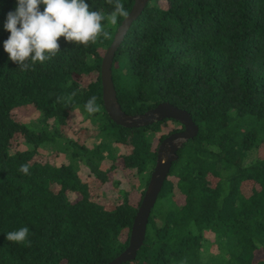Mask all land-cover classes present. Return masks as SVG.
Wrapping results in <instances>:
<instances>
[{"label":"trees","instance_id":"1","mask_svg":"<svg viewBox=\"0 0 264 264\" xmlns=\"http://www.w3.org/2000/svg\"><path fill=\"white\" fill-rule=\"evenodd\" d=\"M134 1L119 0L127 15ZM86 2L109 15L115 0ZM14 7L0 0V264H106L128 246L158 145L183 126L124 127L106 113L101 63L127 15L106 21L108 36L95 43L60 37L55 57L22 73L2 47ZM111 74L126 113L169 102L198 126L135 259L122 264H264V0H147ZM20 109L37 115L26 120ZM107 181L114 197L102 191ZM23 226L29 244L6 240Z\"/></svg>","mask_w":264,"mask_h":264},{"label":"clouds","instance_id":"2","mask_svg":"<svg viewBox=\"0 0 264 264\" xmlns=\"http://www.w3.org/2000/svg\"><path fill=\"white\" fill-rule=\"evenodd\" d=\"M120 15L127 12L119 0H115L109 15L92 10L86 0H15L14 9L6 13L3 22L9 35L2 47L22 73L28 72L60 52V37L78 45L95 43L101 35L108 36L105 22L115 24ZM85 107L89 113L97 111L96 98H89ZM19 172L28 175L30 166L22 164ZM29 231L27 226L9 231L6 240L29 244Z\"/></svg>","mask_w":264,"mask_h":264},{"label":"water","instance_id":"3","mask_svg":"<svg viewBox=\"0 0 264 264\" xmlns=\"http://www.w3.org/2000/svg\"><path fill=\"white\" fill-rule=\"evenodd\" d=\"M146 2L147 0L134 1L131 11L118 27L113 42L103 56L101 63L103 105L110 119L124 127H141L163 119H173L182 124L183 129L170 133L158 145L156 162L141 203L133 219L128 246L116 258L106 264H122L135 259L137 251L145 239L146 227L151 210L156 203L173 161L177 159V151L184 142L195 137L198 133V126L193 122L190 114L169 102H160L155 107L141 114L126 113L118 102L111 74L112 59L123 33L141 12Z\"/></svg>","mask_w":264,"mask_h":264},{"label":"rangeland","instance_id":"4","mask_svg":"<svg viewBox=\"0 0 264 264\" xmlns=\"http://www.w3.org/2000/svg\"><path fill=\"white\" fill-rule=\"evenodd\" d=\"M20 114L25 116V119L26 120H29L30 118H34L36 117V113L34 114H30L28 115L27 114V111L26 110H19ZM74 117L75 118H78V114H74ZM119 150H121L119 148ZM52 150H50V148H47V149H44L43 153L46 155L48 153H51ZM118 151V150H117ZM67 160V156L60 153L59 156H58V162H61V161H66ZM108 164H106L105 166H107ZM81 173H83L84 175L86 174L83 170L81 171ZM121 174H124L122 171H118L117 172V175H119V177H121L122 175ZM126 186V181L124 180H120V188ZM113 187H114V183L112 181H107L106 184H103V186L101 187L102 188V191L106 194L107 197L111 196V197H114L115 196V193L113 192Z\"/></svg>","mask_w":264,"mask_h":264}]
</instances>
